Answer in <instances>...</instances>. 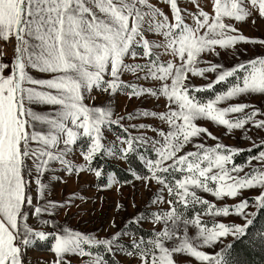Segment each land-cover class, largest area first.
<instances>
[{"label":"snow or ice","instance_id":"snow-or-ice-1","mask_svg":"<svg viewBox=\"0 0 264 264\" xmlns=\"http://www.w3.org/2000/svg\"><path fill=\"white\" fill-rule=\"evenodd\" d=\"M181 2L0 0V264H26L28 250L49 241L50 264H69L73 255L87 257L84 264H109L105 255L130 264H233L225 241L247 235L256 215L245 192H257L252 206L264 208V138L247 135L264 131V118H257L264 112L232 101L264 97V55L231 67L204 57L239 45L264 47V39L237 27L264 20V0H187L191 9ZM208 73L215 74L210 82L192 83L209 80ZM204 92L213 95L198 98ZM98 95L163 101L165 110L118 115L111 103L96 105ZM141 118L159 125L124 124ZM200 121L229 135L240 130L252 147L225 145ZM253 149L255 155L236 162ZM109 161L127 164L131 179L107 172ZM81 174L93 176L100 191L140 181L156 192L144 211L102 238L55 219L84 198L51 200V185ZM226 199L238 202L218 206ZM230 216L244 223L216 219ZM145 222L152 228L142 233Z\"/></svg>","mask_w":264,"mask_h":264},{"label":"rangeland","instance_id":"rangeland-1","mask_svg":"<svg viewBox=\"0 0 264 264\" xmlns=\"http://www.w3.org/2000/svg\"><path fill=\"white\" fill-rule=\"evenodd\" d=\"M207 0H201V4L205 5ZM159 7L163 8L165 12L168 11V8L163 3L158 4ZM182 7H188L191 9V5L187 3V0H182ZM205 10H208L207 8ZM237 27L240 31L249 38H257L264 39V20L257 19L256 23L253 24L251 21L237 24ZM219 50V49H218ZM221 51V55L219 57L215 56H205L204 59L208 60L212 63L223 64L225 67H231L235 63L239 61L248 60L250 58L256 57L258 55H264V47L259 45H239L236 52L232 51ZM206 66V65H201ZM38 77L41 74H35ZM209 80H204L199 77H195L192 80V83L200 86L210 82L215 78L214 73H208ZM125 79L131 80L133 79L131 75H126ZM223 86H217L216 90H222ZM213 94L210 92L198 93V98L202 100H206L211 98ZM96 105H102L106 103H111L114 112L118 115L127 116L129 113H135L137 111H164L163 101L157 102L153 99H128L126 96L118 95L115 98H109L107 95H98L94 101ZM232 103H249L256 108H259L262 112H264V97L253 96V97H241L236 101H232ZM42 108L43 106H39ZM258 119L264 117H257ZM145 124L156 127L159 125V121L152 118H141L137 120L128 121L125 120V126L130 124ZM201 126L207 127L209 131L220 138V141L225 145H230L239 148H251L252 144L249 140L244 138V133L240 130L233 131L230 135L226 134L225 128L221 126H216L212 122L209 121H200ZM119 131V129H114L113 132H108L106 135L108 139H113L115 134ZM134 134H137L138 131H142L139 129L132 130ZM146 135L154 136V133L151 131H147ZM248 136H251L253 140L259 142L262 138H264V131H260L257 129H252V131L247 133ZM216 141L211 139H207V144L212 145L215 144ZM190 147V146H189ZM112 163L126 169L128 167L127 164L120 161H109L104 163L105 169L107 168V164ZM243 163V162H238ZM255 163V161H253ZM138 166V165H136ZM112 171H109L111 173ZM61 175H63L61 173ZM66 183L54 182L50 187V196L49 199L54 201H66L72 194H77L84 199L76 200L74 205L67 211L61 210L59 214L56 216V222L58 224L65 225L70 227L73 230H79L84 233H95L99 237H106L114 234L120 229L124 228L126 222L132 217L136 216L141 211H144L150 204L151 199L153 198L156 187L153 186L151 189L145 188L144 184L140 181H133L130 184H124L123 187L119 188V190L113 188L106 191H100L97 188V181L95 178L88 174H81L79 177L71 176L65 177ZM119 179V178H118ZM123 182V181H121ZM258 193L255 191L245 192L244 196L249 198L250 207L248 211L250 213H256L257 208L252 206L251 199L255 197ZM35 197V193H33ZM205 198L214 201L215 198L209 194H202ZM238 200H230L226 199L224 201H217L218 206H223L224 204L233 205L237 203ZM117 205L121 207L119 210L117 209ZM249 218H252L250 216ZM210 219V218H208ZM219 221L225 223H239L242 224L244 221L236 216L230 217H218L216 218ZM115 221V226H113L112 222ZM34 227L51 231V228H46L38 223L37 220L31 219L30 221ZM152 225L150 223L145 222L143 228L140 230L142 233H147L151 230ZM256 230V229H255ZM250 239L256 245L258 241L257 237L253 238L255 233L250 234ZM234 239L229 237L225 243H231ZM127 241H125L126 243ZM49 242H45L44 244H39L28 250L25 260L26 264H50L51 261L55 259L54 254L49 250L50 247ZM254 245V246H256ZM211 251V250H209ZM87 257L83 259L78 256H69L67 260L69 264H84V260H87ZM105 259L109 261V264H112L113 261H116V264H130V262L123 256L116 255L112 257H107L105 255Z\"/></svg>","mask_w":264,"mask_h":264},{"label":"trees","instance_id":"trees-1","mask_svg":"<svg viewBox=\"0 0 264 264\" xmlns=\"http://www.w3.org/2000/svg\"><path fill=\"white\" fill-rule=\"evenodd\" d=\"M220 86V85H219ZM211 93V92H210ZM257 149H253L251 153L243 152L239 156L235 157L236 162H244L249 155H255ZM133 166L138 165L135 160L131 161ZM106 171H112L117 174V178L120 181L130 180L126 169L116 164L108 163ZM253 225L248 229L247 235L234 239L230 244L231 260L233 264H264V243L260 241V235L264 234L261 230H264V208L257 209L256 215L253 217ZM256 229V230H255ZM255 233L254 237H257L258 244L253 243L249 236ZM256 245V246H254ZM107 257H110L107 255Z\"/></svg>","mask_w":264,"mask_h":264}]
</instances>
